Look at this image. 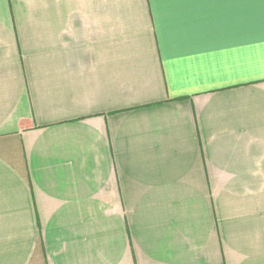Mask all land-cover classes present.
I'll return each mask as SVG.
<instances>
[{
  "label": "crops",
  "instance_id": "obj_1",
  "mask_svg": "<svg viewBox=\"0 0 264 264\" xmlns=\"http://www.w3.org/2000/svg\"><path fill=\"white\" fill-rule=\"evenodd\" d=\"M0 264H264V0H0Z\"/></svg>",
  "mask_w": 264,
  "mask_h": 264
}]
</instances>
